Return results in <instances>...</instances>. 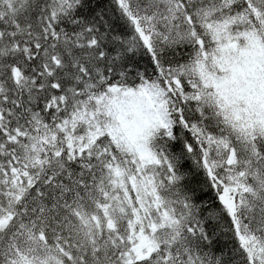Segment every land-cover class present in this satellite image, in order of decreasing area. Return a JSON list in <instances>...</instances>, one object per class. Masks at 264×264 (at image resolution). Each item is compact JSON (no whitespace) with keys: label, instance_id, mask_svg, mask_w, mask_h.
<instances>
[{"label":"snow or ice","instance_id":"1","mask_svg":"<svg viewBox=\"0 0 264 264\" xmlns=\"http://www.w3.org/2000/svg\"><path fill=\"white\" fill-rule=\"evenodd\" d=\"M0 264H264V0H0Z\"/></svg>","mask_w":264,"mask_h":264}]
</instances>
